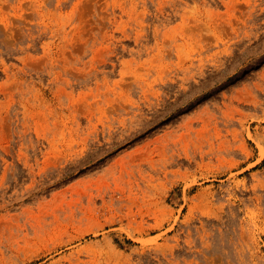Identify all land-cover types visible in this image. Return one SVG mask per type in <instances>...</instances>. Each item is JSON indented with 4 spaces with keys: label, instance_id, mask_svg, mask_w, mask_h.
<instances>
[{
    "label": "rangeland",
    "instance_id": "374dc122",
    "mask_svg": "<svg viewBox=\"0 0 264 264\" xmlns=\"http://www.w3.org/2000/svg\"><path fill=\"white\" fill-rule=\"evenodd\" d=\"M0 264H264V0H0Z\"/></svg>",
    "mask_w": 264,
    "mask_h": 264
}]
</instances>
